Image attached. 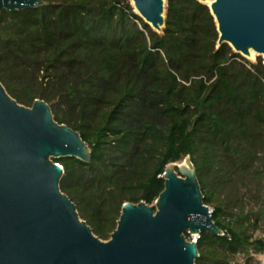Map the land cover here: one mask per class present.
<instances>
[{
	"label": "trees",
	"instance_id": "trees-1",
	"mask_svg": "<svg viewBox=\"0 0 264 264\" xmlns=\"http://www.w3.org/2000/svg\"><path fill=\"white\" fill-rule=\"evenodd\" d=\"M43 1L37 9L2 11L0 82L6 89L27 75L23 65L40 60L34 75L56 76V97L6 90L28 107L39 92L47 103L59 99L50 106L54 119L88 145L89 163L54 162L64 167L61 190L94 234L110 239L124 203L154 204L167 165L191 156L204 203L224 233L201 234L196 264L216 254H264V239H253L243 223L264 230L261 59L250 63L226 44L217 49L214 18L197 0H167L162 35L128 0ZM242 187L255 202L246 213Z\"/></svg>",
	"mask_w": 264,
	"mask_h": 264
},
{
	"label": "water",
	"instance_id": "water-1",
	"mask_svg": "<svg viewBox=\"0 0 264 264\" xmlns=\"http://www.w3.org/2000/svg\"><path fill=\"white\" fill-rule=\"evenodd\" d=\"M131 1L155 33L164 32L167 0ZM197 1L214 18L218 49L226 44L247 58L254 51L264 65V0ZM44 5L0 0V16ZM69 157L91 161L80 133L59 124L44 100L23 106L0 82V264H196L198 240L187 235H224L188 156L167 165L154 204L124 203L110 239L101 240L60 188L64 167L54 160Z\"/></svg>",
	"mask_w": 264,
	"mask_h": 264
},
{
	"label": "rangeland",
	"instance_id": "rangeland-1",
	"mask_svg": "<svg viewBox=\"0 0 264 264\" xmlns=\"http://www.w3.org/2000/svg\"><path fill=\"white\" fill-rule=\"evenodd\" d=\"M128 3L132 8V12H134L136 14L137 11L133 6L132 1L128 0ZM166 16H167V13H166ZM136 24L138 25V28L140 30H144L141 22L136 21ZM163 33H160V35H162ZM217 49H218V44H217ZM232 51L234 52L233 49H232ZM238 55H240V54H238ZM243 58H245L247 61H249L250 63H253V64H257L258 60L261 59L262 64H263V59L261 57H256L254 60H250L247 57H243ZM44 63L45 62L43 60H40L38 62L36 61V62L27 63L26 66L23 65L22 69H23L24 73L27 75L24 78L19 77V78L14 79V81L11 82L10 85L6 86V89L9 92L11 90L12 91L14 90L15 93L19 94V95L22 94V91H24L25 88H27L30 92H32V91L37 92L38 90H40L41 92H45V94L47 93L50 97H56L55 93L58 89V85L55 84L56 83V76L53 75L52 77L45 79V78H43L44 74H43L42 70H40L39 73H36L34 75V70L38 69V68L42 69ZM37 74H38V77H36ZM40 83L44 84V87L42 89L40 88ZM39 95L42 96V94L40 92H39ZM41 96H39L40 98H38V99H41ZM58 101H59V99L53 98V100L49 101L48 104L50 106H55L58 103ZM23 106H26V105H23ZM65 106L66 105H64L63 107H65ZM26 107H28V106H26ZM251 187L253 188V185ZM218 193L220 194L221 199L224 200L226 204L230 205L229 202L226 200L228 194L224 191H219ZM243 194L245 196L244 208H245V213H246L250 209H254L255 202H253V200L250 199V197L248 196V193H247V189L245 187L241 188V196H243ZM210 208H211V210L214 211L213 207H210ZM239 213H241V210H239ZM243 223H244V226L246 228V233L251 234L253 239H258V238L264 239V230L262 227L258 228L257 230H254L252 227L249 226V223L247 221H245V222L243 221ZM203 264H264V254H257V255L253 254L250 257L246 256L244 253H238V254H234V255L230 254V253H226L224 255L216 254L213 258L207 259Z\"/></svg>",
	"mask_w": 264,
	"mask_h": 264
},
{
	"label": "bare ground",
	"instance_id": "bare-ground-1",
	"mask_svg": "<svg viewBox=\"0 0 264 264\" xmlns=\"http://www.w3.org/2000/svg\"><path fill=\"white\" fill-rule=\"evenodd\" d=\"M212 2H213V0H209V1H208V5H211ZM256 57H258V54H257L256 52H254V51H251V56L248 57V58H249L250 60H254Z\"/></svg>",
	"mask_w": 264,
	"mask_h": 264
},
{
	"label": "built area",
	"instance_id": "built-area-1",
	"mask_svg": "<svg viewBox=\"0 0 264 264\" xmlns=\"http://www.w3.org/2000/svg\"><path fill=\"white\" fill-rule=\"evenodd\" d=\"M210 212L213 213V210L210 209ZM199 239V237H190V241H197Z\"/></svg>",
	"mask_w": 264,
	"mask_h": 264
}]
</instances>
